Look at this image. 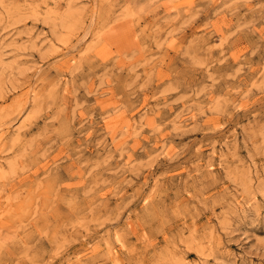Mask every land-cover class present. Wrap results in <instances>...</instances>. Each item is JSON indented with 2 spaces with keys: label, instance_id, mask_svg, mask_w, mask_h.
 <instances>
[{
  "label": "rangeland",
  "instance_id": "obj_1",
  "mask_svg": "<svg viewBox=\"0 0 264 264\" xmlns=\"http://www.w3.org/2000/svg\"><path fill=\"white\" fill-rule=\"evenodd\" d=\"M0 264H264V0H0Z\"/></svg>",
  "mask_w": 264,
  "mask_h": 264
}]
</instances>
